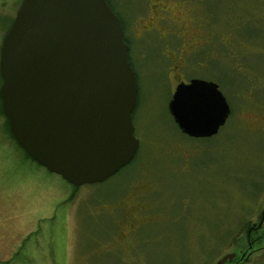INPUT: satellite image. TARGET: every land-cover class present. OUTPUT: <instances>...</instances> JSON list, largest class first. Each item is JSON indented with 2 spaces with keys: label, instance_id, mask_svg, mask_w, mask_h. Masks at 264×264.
I'll return each instance as SVG.
<instances>
[{
  "label": "rangeland",
  "instance_id": "rangeland-1",
  "mask_svg": "<svg viewBox=\"0 0 264 264\" xmlns=\"http://www.w3.org/2000/svg\"><path fill=\"white\" fill-rule=\"evenodd\" d=\"M109 1L137 81L136 155L74 188L25 156L0 113V264H264V0ZM20 2L0 0V46ZM191 79L230 108L211 138L169 115Z\"/></svg>",
  "mask_w": 264,
  "mask_h": 264
},
{
  "label": "water",
  "instance_id": "water-1",
  "mask_svg": "<svg viewBox=\"0 0 264 264\" xmlns=\"http://www.w3.org/2000/svg\"><path fill=\"white\" fill-rule=\"evenodd\" d=\"M128 51L106 0H22L3 36L0 97L10 132L33 161L74 187L104 182L138 150ZM167 109L191 139L217 135L230 115L217 85L200 79L179 83ZM227 260L232 255L217 264Z\"/></svg>",
  "mask_w": 264,
  "mask_h": 264
},
{
  "label": "flooded vegetation",
  "instance_id": "flooded-vegetation-1",
  "mask_svg": "<svg viewBox=\"0 0 264 264\" xmlns=\"http://www.w3.org/2000/svg\"><path fill=\"white\" fill-rule=\"evenodd\" d=\"M160 11H161V14H164L165 16H167V12H166V10H163V9H160ZM164 15H161V17H159L158 18V20L159 21H163V20H168V21H170V22H172L171 21V19L170 18H168V17H164ZM180 30H181V32L184 30V29H182V28H179ZM153 30H155V28H154V26L153 25H146V27H144V28H142V30H141V35L142 36H145L146 34H149L150 32H152ZM182 34H183V32H182ZM193 44V43H192ZM195 44V43H194ZM191 45H189V47H190ZM179 83H187V82H183V81H179ZM178 83V84H179ZM177 84V85H178ZM0 85H1V81H0ZM176 85V86H177ZM175 86V87H176ZM175 89V88H174ZM173 92H174V90H173ZM121 210V209H120ZM123 210V209H122ZM137 228H139V225L138 226H134V228H133V230L132 231H130V232H134V230H136ZM129 232V233H130ZM226 263V262H225ZM224 263V264H225ZM238 264V263H237Z\"/></svg>",
  "mask_w": 264,
  "mask_h": 264
},
{
  "label": "trees",
  "instance_id": "trees-1",
  "mask_svg": "<svg viewBox=\"0 0 264 264\" xmlns=\"http://www.w3.org/2000/svg\"><path fill=\"white\" fill-rule=\"evenodd\" d=\"M110 1L109 0H106V3L108 4V6H110V3H109ZM111 7V6H110ZM121 21V20H120ZM12 22V21H11ZM121 24H122V27H123V32H124V30H125V28H124V25H123V22L121 21ZM10 25H11V23H10ZM10 25H9V27H10ZM123 39H124V42L128 45V41H127V39H126V37H125V35L123 36ZM128 57H129V54H128ZM0 81H1V79H0ZM0 100H1V98H0ZM134 111H135V109H134ZM0 113L2 114V116L6 119V117H5V115L3 114V111H2V108H1V105H0ZM132 118H133V115H132ZM175 125V124H174ZM6 126H7V129H8V133H9V135H10V137L16 142V140H15V138L13 137V135L11 134V132H10V129H9V125H8V122H7V119H6ZM176 126V125H175ZM177 128V127H176ZM178 129V128H177ZM179 131V130H178ZM180 132V131H179ZM185 136V135H184ZM16 144H17V142H16ZM18 145V144H17ZM19 146V145H18ZM20 147V146H19ZM21 148V147H20ZM22 149V148H21ZM23 150V149H22ZM23 152H24V154H25V156L28 158V159H31L28 155H27V153L23 150ZM32 160V159H31ZM33 161V160H32ZM33 162H35V161H33ZM36 163V162H35ZM74 188H77V187H74Z\"/></svg>",
  "mask_w": 264,
  "mask_h": 264
}]
</instances>
